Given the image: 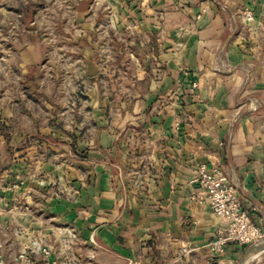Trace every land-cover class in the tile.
Returning <instances> with one entry per match:
<instances>
[{
	"label": "crops",
	"instance_id": "obj_1",
	"mask_svg": "<svg viewBox=\"0 0 264 264\" xmlns=\"http://www.w3.org/2000/svg\"><path fill=\"white\" fill-rule=\"evenodd\" d=\"M69 1L38 27L0 9L3 191L52 247L29 264L231 262L243 246L209 249L225 219L191 179L220 167L264 228V0Z\"/></svg>",
	"mask_w": 264,
	"mask_h": 264
},
{
	"label": "built area",
	"instance_id": "obj_2",
	"mask_svg": "<svg viewBox=\"0 0 264 264\" xmlns=\"http://www.w3.org/2000/svg\"><path fill=\"white\" fill-rule=\"evenodd\" d=\"M246 19L252 20V14L246 13ZM191 183L198 188L191 198L207 203L216 216L225 219V225L219 227L216 237L209 242L212 252L223 254L230 244L248 246L264 238V228L257 225L249 211L243 208L237 187L220 167L200 164ZM51 251V245L35 240L33 248L20 253L21 264H29L33 253L48 256Z\"/></svg>",
	"mask_w": 264,
	"mask_h": 264
},
{
	"label": "rangeland",
	"instance_id": "obj_3",
	"mask_svg": "<svg viewBox=\"0 0 264 264\" xmlns=\"http://www.w3.org/2000/svg\"><path fill=\"white\" fill-rule=\"evenodd\" d=\"M93 8L98 11L100 7V3L98 0H93L92 2ZM36 8L37 10V27L42 24V26L49 25L48 22L51 20V16L56 14V12L60 11H69L71 8V4L69 0H0V9H7L15 12V10H23L26 9L28 12L34 10ZM110 16L107 17V33L106 37L104 36L103 29L101 30V39L107 38V43L105 47V42L103 41L101 44L104 47L103 54L108 58H114V44L113 42L115 41V37L113 34L109 32V28H114L115 20L114 18ZM8 18H6L7 23L15 17H10L11 15L8 14ZM106 18V17H105ZM97 20L98 17H95ZM0 20H3L2 15H0ZM29 16L26 17V23H29ZM102 20V18H101ZM106 20V19H105ZM41 21V22H40ZM98 21V20H97ZM13 22V20H12ZM14 22H17V19H14ZM2 23V22H1ZM65 23V22H64ZM2 26V24H1ZM112 26V27H110ZM28 32V37L30 39H34V36L37 35L39 36V33H35L34 31ZM38 31V29H37ZM100 33V34H101ZM99 36V35H98ZM96 36V37H98ZM43 37H50L49 33L43 34ZM112 37V38H111ZM99 39V40H101ZM47 56L48 57H54L56 56L55 50L48 49L46 50ZM110 68L113 69L111 66ZM112 71V70H111ZM4 133V129L2 125L0 124V135ZM2 146H0L1 149ZM3 170L2 166L0 164V264H6V259L8 260L11 258V256H15L16 254L19 255L21 250L26 251L28 248L25 249L24 246L28 245L30 242L29 235L26 233V228H30L29 225H25L24 223L22 224L20 222V209L17 207H14V204L12 207L10 206L9 201L11 200L12 203L15 201H19V197L17 194H8L3 191V187L5 185V180H3ZM18 205V204H16ZM35 213V210H33ZM31 231L32 227H31ZM34 242V241H33ZM32 242V243H33ZM30 242V246L32 244ZM28 245V246H29ZM252 245V244H251ZM29 246V247H30ZM250 246V245H248ZM247 246V248H248ZM246 248V249H247ZM245 250H243L237 257L233 258L231 262L223 261L222 263L219 262H214L213 264H239L240 260L245 254ZM19 258V257H18ZM255 259L251 258L248 262L249 263H254L256 262L259 258H264V252L261 253L260 257H254ZM21 260V259H20Z\"/></svg>",
	"mask_w": 264,
	"mask_h": 264
},
{
	"label": "water",
	"instance_id": "obj_4",
	"mask_svg": "<svg viewBox=\"0 0 264 264\" xmlns=\"http://www.w3.org/2000/svg\"><path fill=\"white\" fill-rule=\"evenodd\" d=\"M262 252H264V238L248 246L239 264H247L251 258L258 256Z\"/></svg>",
	"mask_w": 264,
	"mask_h": 264
},
{
	"label": "trees",
	"instance_id": "obj_5",
	"mask_svg": "<svg viewBox=\"0 0 264 264\" xmlns=\"http://www.w3.org/2000/svg\"><path fill=\"white\" fill-rule=\"evenodd\" d=\"M247 248V246H243V250H245Z\"/></svg>",
	"mask_w": 264,
	"mask_h": 264
},
{
	"label": "bare ground",
	"instance_id": "obj_6",
	"mask_svg": "<svg viewBox=\"0 0 264 264\" xmlns=\"http://www.w3.org/2000/svg\"><path fill=\"white\" fill-rule=\"evenodd\" d=\"M258 257H260V256H258ZM253 259H255V258H253ZM260 259V258H259Z\"/></svg>",
	"mask_w": 264,
	"mask_h": 264
}]
</instances>
